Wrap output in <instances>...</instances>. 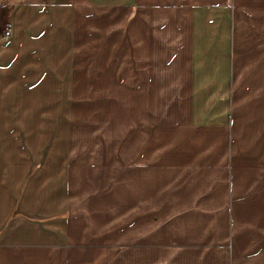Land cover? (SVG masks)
Here are the masks:
<instances>
[{"label":"crops","instance_id":"crops-1","mask_svg":"<svg viewBox=\"0 0 264 264\" xmlns=\"http://www.w3.org/2000/svg\"><path fill=\"white\" fill-rule=\"evenodd\" d=\"M5 23L0 264H264V0H0ZM119 34L136 143L83 152Z\"/></svg>","mask_w":264,"mask_h":264},{"label":"rangeland","instance_id":"rangeland-1","mask_svg":"<svg viewBox=\"0 0 264 264\" xmlns=\"http://www.w3.org/2000/svg\"><path fill=\"white\" fill-rule=\"evenodd\" d=\"M123 26L126 27V23ZM122 37L123 35L119 34L117 39L107 47L108 58L101 59L103 64H96L98 75H106L104 78L108 79L112 77L115 82H98L97 98L89 100V98L82 97L80 98V104L77 105L78 109H80V114H76L75 118L79 119L77 125H80L81 128V134L77 141L80 142L83 152L89 153V148L95 150V146L92 145H95V142H101L102 139L110 143L107 151H103L107 152V154H120L122 143L127 140H129L130 144L136 143L137 128L141 126L138 123V118L141 115L137 113L139 112L140 98H138L137 83L130 79H134L132 75L139 73L146 67L133 66V64L127 66L124 64L126 43L121 45ZM98 45L101 46L102 44L98 43ZM247 86L243 84L240 87L238 86V89L245 91ZM103 88L104 90H102ZM241 95V97L237 98V102L239 99L242 102L248 101V99H244V94ZM175 100L177 99H173L174 102ZM226 101L227 105H229L230 98L226 99ZM57 133H59L58 130ZM181 136L183 137V134ZM50 137H53L52 130H50ZM89 138H91L90 144L92 145L88 147ZM50 148L51 146H49V150ZM90 153L93 154L92 152Z\"/></svg>","mask_w":264,"mask_h":264},{"label":"built area","instance_id":"built-area-1","mask_svg":"<svg viewBox=\"0 0 264 264\" xmlns=\"http://www.w3.org/2000/svg\"><path fill=\"white\" fill-rule=\"evenodd\" d=\"M0 36L2 37V39L7 38L10 36V25L9 23H5L0 31Z\"/></svg>","mask_w":264,"mask_h":264}]
</instances>
